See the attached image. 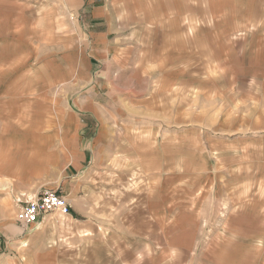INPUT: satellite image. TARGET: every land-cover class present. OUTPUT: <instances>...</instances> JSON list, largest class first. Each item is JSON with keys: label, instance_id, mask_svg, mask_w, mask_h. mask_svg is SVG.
<instances>
[{"label": "crops", "instance_id": "0c3cea01", "mask_svg": "<svg viewBox=\"0 0 264 264\" xmlns=\"http://www.w3.org/2000/svg\"><path fill=\"white\" fill-rule=\"evenodd\" d=\"M186 2L191 10H185L184 16L192 20L194 0ZM104 3L91 11L89 29L85 30L92 39L91 61L104 68L106 82L117 70L138 69L144 82L162 84L163 74L169 71L171 82L186 85L187 97L193 100L194 93L207 97L209 102L200 113L204 121L201 130L207 139L186 141L189 159L184 162L191 164L186 171L144 174L148 180L143 187L146 200L137 206L139 215L130 217L129 202L100 204L93 185L85 183L90 176L85 172L90 169L88 165L93 166L99 157L93 148L105 147L102 141L108 138L106 130L83 146L80 134L84 127L73 123L79 114L72 112L67 123L59 127L57 149L52 151L55 163H50L48 140L35 135L48 128L44 112L34 123L38 114L33 110L18 111V82L10 78L0 86V182L8 184L5 190L13 185L19 193L38 195L51 190L71 202L76 217L88 218L84 223L76 219L77 233L90 230L96 234L73 236V244H98L101 228L116 233L106 237L105 244L114 248V252L106 253L107 264H226V260L245 259V254L224 251L220 246L228 239L239 244L264 243L259 237L264 235V0H202L201 18L216 20L218 26L199 28L196 33L182 26L184 16L176 12V6L163 8L162 0ZM170 16L177 20V26H171ZM76 28L81 35V26ZM198 84L213 86L199 88L195 86ZM23 89L29 93L31 87L26 84ZM43 90L47 94L48 79ZM189 108L187 104L186 115L192 117ZM87 110L96 117L104 115L98 105ZM109 114L114 111L106 110L105 115ZM172 115L176 120L178 113L173 111ZM19 116L33 119L22 122ZM140 143L122 142L124 148ZM178 147L170 142L171 162L175 164L183 163L177 156ZM121 153L114 155L107 150L103 158L106 163L128 157L140 163L139 157L143 158L141 151L139 157L137 152L131 156L129 151L127 156ZM201 161L216 165V170L201 172L193 166ZM75 177L80 182L68 180ZM34 197L28 195V199ZM61 239L57 238V245L72 243ZM34 240L6 236L0 240V249L11 246L20 258L38 260L31 255ZM48 243L49 239L42 242L40 264H50L47 258L53 248L45 246ZM67 249L58 247L56 264H80L86 251L67 253ZM89 252L92 254L94 248ZM254 254L249 253V259L256 257ZM4 256L0 253V264L8 260L12 264L17 259ZM94 263L96 258L92 257Z\"/></svg>", "mask_w": 264, "mask_h": 264}, {"label": "rangeland", "instance_id": "374dc122", "mask_svg": "<svg viewBox=\"0 0 264 264\" xmlns=\"http://www.w3.org/2000/svg\"><path fill=\"white\" fill-rule=\"evenodd\" d=\"M104 5V0H0V43L2 44L0 47V86L3 80L17 79L19 91L16 106L18 111L20 109L33 110L38 114L34 116V123L42 118L41 114L44 112L43 118L47 120L48 128L35 135L48 140L51 151L50 163L52 164L55 163L52 159V151L57 149L61 134L58 131L59 127L67 123L65 120L72 112L79 114L73 123L77 122L84 127L80 134L83 146L88 140L96 139L97 133L100 137L101 133L106 130L108 138L102 141L105 147L93 148L94 154L99 157H96L93 166L88 165L90 169L85 172L90 176H87L89 179L85 183L88 186L89 183L93 185L97 202L100 204L114 206L121 202H129L130 217H133L139 215L137 206L146 200L143 187L148 180L144 179L145 173L160 170L163 173L184 172L187 167L191 166L184 162L187 158L186 141L207 139V134L204 135L201 130L204 121L200 113L202 107L207 106L209 101L200 93H194L193 100L191 96L187 97L186 85L171 82L173 77L169 71L163 74L162 84H154L153 80L151 83L144 82L138 75V69L136 72L126 69L123 73L117 70L111 74L107 83V77L103 76L104 68L102 66L99 68L94 61H91L90 43L92 39L89 38V30H85L90 24L91 11ZM162 6L163 8L176 6V12L182 16L185 15V10H191V5L186 0H162ZM192 7L194 19L186 20L184 16L183 27L195 29L196 33L199 28L213 29L218 26L216 20L208 21L201 18L202 0H194ZM210 12L213 13V9ZM170 17L173 23L171 26H177V20ZM76 26H81V35L77 32ZM47 79L48 92L46 94L43 86ZM26 84L29 88L31 87V90L34 87L33 93L31 90L29 93L25 92L23 88ZM195 86L208 88L213 85L198 84ZM187 104L193 112L192 117L186 115ZM95 105L104 110L103 116L96 117L87 110ZM109 109H112L114 114L105 115L106 110ZM147 109L150 112H147ZM173 111L178 113L176 120H173ZM19 118L22 122H31L33 119L21 116ZM127 140L132 141L133 144L136 141L141 143L135 148H124L122 142ZM170 142L177 143L179 146L177 156L178 158L181 156L183 163L171 162L174 158L170 157L173 155ZM141 146L144 147L139 148ZM107 150L114 155L124 154L121 153L124 151L126 156L128 155L126 151L130 152V156L136 152L138 155V151H141L143 158L138 155L140 163L132 157L124 161L115 158L106 163L103 155ZM193 166L201 172L216 170V165L204 164L202 161L194 163ZM68 180L77 183L81 179L75 177ZM51 182L49 184H53L54 180ZM36 194L16 192L15 185L7 190L0 188V240L10 235L34 238L35 243L31 246V255L35 254L38 260H28L26 256L20 258L17 250L11 246L7 249H0L2 256L5 255L7 259L10 256L16 257L17 259H14L12 264H26L29 261L34 264L40 260L44 252L42 242L49 239L51 244L48 243L45 246L53 248L47 258L50 264L57 263L59 246L67 247V253H73L78 249L86 251L81 256L80 264H91L92 257L96 258L97 264H107L106 253L107 251L114 252V248L109 243L105 244L106 237L116 233L101 228L98 239L102 243L99 242L92 246L85 245V243L73 244V236L96 235L90 230H86L87 232L83 234L77 233L76 219L84 223L88 222V218L76 217L73 209L71 216L63 217L60 213L48 215L35 227L24 232L16 218L17 199H28V195L36 196ZM70 204L73 205L71 202ZM259 237L264 239V235ZM57 238L72 241V243L57 245ZM91 247L94 248L92 254L89 252ZM220 247L224 251H235L246 255L245 259L239 261L226 260L224 261L226 264H264V243L239 244L228 239L227 241L222 240ZM253 252H256L254 254L256 257L252 256L249 259V253L253 255ZM220 262L223 263V261ZM6 263L9 264V260Z\"/></svg>", "mask_w": 264, "mask_h": 264}, {"label": "built area", "instance_id": "2783aa9c", "mask_svg": "<svg viewBox=\"0 0 264 264\" xmlns=\"http://www.w3.org/2000/svg\"><path fill=\"white\" fill-rule=\"evenodd\" d=\"M17 221L27 232L35 227L42 219L54 213H60L62 216H71V206L68 200L58 192L44 190L33 199H17Z\"/></svg>", "mask_w": 264, "mask_h": 264}, {"label": "bare ground", "instance_id": "6f19581e", "mask_svg": "<svg viewBox=\"0 0 264 264\" xmlns=\"http://www.w3.org/2000/svg\"><path fill=\"white\" fill-rule=\"evenodd\" d=\"M9 183H10V182H9ZM7 185H8V184H7L6 182H5V183H1V182H0V188L3 189V190H5V189L7 188ZM29 199H33V198H29Z\"/></svg>", "mask_w": 264, "mask_h": 264}]
</instances>
